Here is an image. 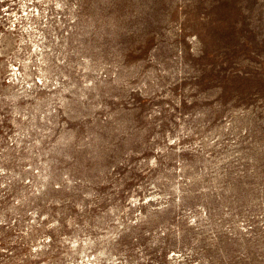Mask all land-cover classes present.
I'll return each mask as SVG.
<instances>
[{
  "label": "rangeland",
  "instance_id": "rangeland-1",
  "mask_svg": "<svg viewBox=\"0 0 264 264\" xmlns=\"http://www.w3.org/2000/svg\"><path fill=\"white\" fill-rule=\"evenodd\" d=\"M0 264H264V0H0Z\"/></svg>",
  "mask_w": 264,
  "mask_h": 264
}]
</instances>
